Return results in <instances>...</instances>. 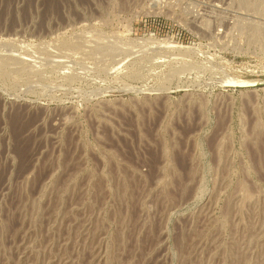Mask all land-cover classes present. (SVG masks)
<instances>
[{"label":"rangeland","instance_id":"rangeland-1","mask_svg":"<svg viewBox=\"0 0 264 264\" xmlns=\"http://www.w3.org/2000/svg\"><path fill=\"white\" fill-rule=\"evenodd\" d=\"M0 264H264V0H0Z\"/></svg>","mask_w":264,"mask_h":264},{"label":"bare ground","instance_id":"bare-ground-1","mask_svg":"<svg viewBox=\"0 0 264 264\" xmlns=\"http://www.w3.org/2000/svg\"><path fill=\"white\" fill-rule=\"evenodd\" d=\"M227 82H234V83H237V84H247V83L253 82V80H243V79H239V80H227Z\"/></svg>","mask_w":264,"mask_h":264}]
</instances>
